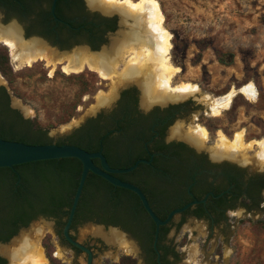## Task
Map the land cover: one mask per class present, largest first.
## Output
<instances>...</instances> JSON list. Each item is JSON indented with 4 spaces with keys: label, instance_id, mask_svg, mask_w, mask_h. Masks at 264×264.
Listing matches in <instances>:
<instances>
[{
    "label": "flooded vegetation",
    "instance_id": "flooded-vegetation-1",
    "mask_svg": "<svg viewBox=\"0 0 264 264\" xmlns=\"http://www.w3.org/2000/svg\"><path fill=\"white\" fill-rule=\"evenodd\" d=\"M53 2L0 0V35L16 41L38 40L61 67L73 61L75 52L84 50L86 54L95 55L94 51L104 46V53L112 59L110 72H114L118 61L129 51L131 56L136 51L143 55L144 49L150 47L149 22L145 23L143 15L141 18L124 17L118 11L101 12L89 7L86 0H57L53 11ZM122 80L115 96L82 120L69 135L58 139L50 137L51 142L79 145L90 152L101 151L112 168H128L138 160H150L140 162L133 170L113 174L138 185L161 219L191 202H199L175 213L168 223L157 228L140 196L131 190L127 193L131 215L126 222L119 224L101 222L92 217L86 206L92 199L87 197L85 205H80L77 214L75 212L69 234L80 241L79 228L93 224L108 231L109 226L114 225L118 227L113 230L120 234L119 239L100 232L110 234L113 230L105 232L101 228L98 231L106 241L123 239L124 246L134 253L123 255H131L137 262L142 260L143 264H183L185 261L178 249L180 245L174 244L173 240H178L184 226L198 221L204 223L211 233L215 226L222 230L231 226L229 216L238 209L245 213L264 209V174L249 171L233 158L215 156L212 152L215 145L209 147L206 138L203 141L197 139L191 128L187 132L190 114L194 115L196 109L191 102L180 101L182 97L145 102L140 78ZM2 86L5 87L0 84ZM7 94L9 108L29 120L13 106L8 90ZM177 121L180 124L174 126ZM175 127L181 129L179 135L174 134ZM10 138L36 143L29 128ZM94 162L102 166L100 158H94ZM95 180L110 182L100 175ZM47 187L36 168L12 166L0 170V218L8 211H13L14 216L5 222L0 219V264H7L9 256L13 261L7 250L21 247L23 239H30L29 234L19 240L20 246L6 247L22 230L28 232L34 223L41 224L38 231L51 228L44 237H49L51 243H58L67 252L73 251L74 257L84 253L82 249L79 252L75 249L64 232L71 208L51 206ZM116 187L113 190H117ZM30 242L35 243L32 239ZM80 242L94 252L86 240Z\"/></svg>",
    "mask_w": 264,
    "mask_h": 264
},
{
    "label": "rangeland",
    "instance_id": "rangeland-1",
    "mask_svg": "<svg viewBox=\"0 0 264 264\" xmlns=\"http://www.w3.org/2000/svg\"><path fill=\"white\" fill-rule=\"evenodd\" d=\"M122 1L127 4V0H118L120 4ZM158 1L165 15L164 27L172 35L170 60L180 69L173 85L188 82L198 88L197 93L180 100L189 101L196 108L194 115L190 114L187 132L189 128L205 126L209 147L216 144L219 132L232 138L244 130L247 140L264 141V0ZM149 14L143 15L145 23L151 20ZM2 40L0 46L8 50L12 71L8 77L0 71V84L9 91L13 106L47 130L52 139L69 135L82 120L115 96L123 84L119 75L134 57L129 51L116 64L112 77L104 78L88 67L68 73L63 69L65 64L61 67L41 59L31 65L17 61ZM222 54L226 63L219 59ZM142 58L146 59V54ZM248 84L256 89L254 99L239 91ZM232 89L238 91L230 106L215 116L212 105ZM177 124L180 121L174 126ZM259 150L258 145L244 150L241 156L247 161L238 162L251 172L264 174V159L259 157ZM229 218L231 226L223 230L215 226L211 233L198 221L185 225L178 240H173L180 245L183 264H264V209L251 213L238 209ZM40 225L34 223L28 232L22 230L6 248L20 246L19 240L28 233L51 264L45 246L49 243L44 237L51 228L38 231ZM99 227L88 224L77 233L80 241L86 240L93 246L96 264H115L121 255L134 254L124 246L123 239L102 238ZM50 244L53 256H59L63 263L87 264L85 253L74 257L73 251L67 252L55 242ZM10 258L7 264H12ZM137 264H143L142 260Z\"/></svg>",
    "mask_w": 264,
    "mask_h": 264
},
{
    "label": "bare ground",
    "instance_id": "bare-ground-1",
    "mask_svg": "<svg viewBox=\"0 0 264 264\" xmlns=\"http://www.w3.org/2000/svg\"><path fill=\"white\" fill-rule=\"evenodd\" d=\"M88 1L93 7H98L106 12L117 10L124 17L132 15L141 18L142 15H148L150 13L151 20L147 26L148 33L150 34L148 39L150 47L146 48V50L144 49L146 59L142 58V55L139 54L140 51H136L135 54L132 55V57L134 56L133 59L126 64L123 72L119 75L121 79H127L129 77L140 78L145 102L152 103L157 100L167 101V99L169 100L173 97L184 98L197 93V86L191 83L183 82L176 86L173 85L174 77L180 69L174 66L170 60L169 51L172 46V35L164 27L165 15L158 0H127V4H125L124 1L120 4L118 0ZM13 33L16 34L17 32L13 31ZM0 38H3L4 43L10 48L13 58L17 61H24L29 65L39 59L46 60L49 64L56 63L53 60L52 54H48V52L40 46L38 40L33 39L24 41L21 39V41H16L13 38H4L1 35ZM131 48L129 50H131ZM133 51H135V49ZM104 52L105 50L97 52L95 55L86 54L84 50L75 52L72 58L73 61L71 60L68 64H65L63 69L71 73L79 72L89 67L98 71L102 77L111 78L114 72L108 70L112 67V59ZM60 58V60L63 59L62 57ZM1 80L2 76L0 75V81ZM182 89L186 91H181ZM237 91V89H232L225 96L216 99L212 105V111L215 116L220 115L230 106ZM239 91L244 93L249 99H254L257 95L256 89L252 84L242 87ZM173 131L174 134L179 135L181 133L179 127H175ZM193 132L195 133V137L200 139V141L208 137V130L205 126H195ZM256 145L260 148L259 157L264 159V141L247 140L244 130L236 132L232 138L227 136L224 132H219L217 142L212 148V152L215 156L230 157L238 161H247V158H243L241 153L246 149H254ZM100 232L105 236H111V238H121L120 234L115 230L110 234H106L103 231ZM7 251H9L13 258L12 264H48V259L43 249L39 244L37 245L36 243L30 242V239H23L21 247L8 249ZM16 260H18V263Z\"/></svg>",
    "mask_w": 264,
    "mask_h": 264
},
{
    "label": "trees",
    "instance_id": "trees-1",
    "mask_svg": "<svg viewBox=\"0 0 264 264\" xmlns=\"http://www.w3.org/2000/svg\"><path fill=\"white\" fill-rule=\"evenodd\" d=\"M222 54L220 61L226 63V59ZM0 71L9 76L12 71L10 64V57L6 47L0 46ZM9 95L6 87H0V137L11 139L13 135H20L29 128L36 137V143H51V138L48 136L47 130L40 127L33 120H24L17 110L12 111L8 106ZM72 139V137H70ZM23 141V140H16ZM28 143L27 141H23ZM63 144V142H58ZM22 169L36 168L39 176L47 183V199L54 208L62 209L66 206L69 210L73 204L74 196L81 178L83 164L75 157H66L60 159L40 160L35 162H28L24 164L15 165ZM8 169V167H1L0 170ZM97 175L90 172L80 202L76 211L85 202L87 197L92 201L86 204L88 212L98 221L105 223L119 224L126 222L131 215L130 199L127 197L129 189L117 186V190H113L112 183L106 181L99 182L95 180ZM85 205V203H84ZM68 210V213H69ZM13 216V211H8L1 216L3 222L10 220ZM14 217V216H13ZM46 249L51 264H65L58 258L53 256V246L49 237L46 238ZM77 251L80 248L74 246ZM115 264H137L136 258L131 255H122L120 260Z\"/></svg>",
    "mask_w": 264,
    "mask_h": 264
},
{
    "label": "water",
    "instance_id": "water-1",
    "mask_svg": "<svg viewBox=\"0 0 264 264\" xmlns=\"http://www.w3.org/2000/svg\"><path fill=\"white\" fill-rule=\"evenodd\" d=\"M56 3H57V0H54L53 11H55ZM87 3L89 7L94 8L93 6L90 5L88 0H87ZM99 10L101 12H105L101 9ZM53 14L55 15V12H53ZM3 44L5 43L3 42ZM104 50H105V47L103 46L100 50H96L94 52L97 53V52H101ZM66 157L78 158L83 164V170H82L78 188L74 196L73 204L70 210L69 218L65 226L64 232H65L67 239L73 245L82 249L84 253L88 256L87 264H95L94 252L90 247L85 246L80 241L75 240L73 237H71L69 234V228L75 216V212H76L79 200L81 198L84 185L86 183L87 177L90 172H93L97 175L104 177L105 179L110 181L115 186L123 187V188L129 189L137 193L140 196V199L142 200L146 210L148 211L150 216L155 220L157 224V228H159L160 225L168 223L172 219L175 213L181 212L185 210L186 208H188L193 203L199 202L197 200L194 202H191L182 208L172 211L166 219H161L155 213L145 193L142 191V189L138 185L132 182L122 180L113 174L116 172H127L130 170H133L134 168L137 167V165L140 162H149L150 160H146V159L138 160L134 165L128 168H112L109 165L106 159V156L101 151L90 152L87 149L79 145L69 144V143H63V144H58L55 142L26 143L23 141L9 140V139L0 137V167H12L15 165L24 164L28 162H35V161L49 160V159H60V158H66ZM96 157L100 158L101 164H102L101 167L95 164L94 158ZM109 228L118 230V227L114 225H110Z\"/></svg>",
    "mask_w": 264,
    "mask_h": 264
},
{
    "label": "snow or ice",
    "instance_id": "snow-or-ice-1",
    "mask_svg": "<svg viewBox=\"0 0 264 264\" xmlns=\"http://www.w3.org/2000/svg\"><path fill=\"white\" fill-rule=\"evenodd\" d=\"M181 91H186L185 89H182Z\"/></svg>",
    "mask_w": 264,
    "mask_h": 264
}]
</instances>
